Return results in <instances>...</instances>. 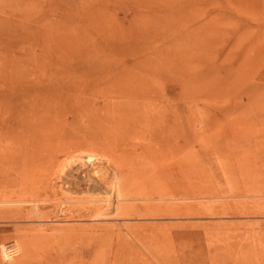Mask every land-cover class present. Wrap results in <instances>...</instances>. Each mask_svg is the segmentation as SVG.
<instances>
[{
  "label": "rangeland",
  "instance_id": "rangeland-1",
  "mask_svg": "<svg viewBox=\"0 0 264 264\" xmlns=\"http://www.w3.org/2000/svg\"><path fill=\"white\" fill-rule=\"evenodd\" d=\"M0 264H264V0H0Z\"/></svg>",
  "mask_w": 264,
  "mask_h": 264
},
{
  "label": "bare ground",
  "instance_id": "bare-ground-1",
  "mask_svg": "<svg viewBox=\"0 0 264 264\" xmlns=\"http://www.w3.org/2000/svg\"><path fill=\"white\" fill-rule=\"evenodd\" d=\"M82 153V152H81ZM71 157H73V156H71ZM78 162H83V163H87V164H89V163H93L95 160L97 161L99 158H98V155H96L95 153H92V152H86V151H83V153L82 154H79V155H75V157H74ZM73 159V158H72ZM70 162V161H69ZM117 186H119L118 184H117ZM115 188H114V190H116V186H114ZM111 188H112V186H111ZM120 189V188H119ZM117 190H118V188H117ZM120 191V190H119ZM119 194V193H118ZM4 250V249H3ZM6 252H7V250H6ZM11 252H14V249H12L11 251H10V253ZM9 253V254H10ZM12 256V255H11ZM6 258V257H5Z\"/></svg>",
  "mask_w": 264,
  "mask_h": 264
}]
</instances>
